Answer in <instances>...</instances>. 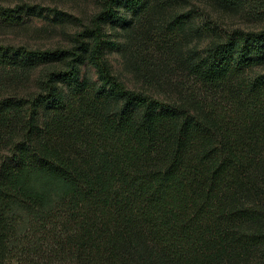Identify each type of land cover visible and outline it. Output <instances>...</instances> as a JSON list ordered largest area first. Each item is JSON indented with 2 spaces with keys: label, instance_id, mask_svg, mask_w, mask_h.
<instances>
[{
  "label": "trees",
  "instance_id": "trees-1",
  "mask_svg": "<svg viewBox=\"0 0 264 264\" xmlns=\"http://www.w3.org/2000/svg\"><path fill=\"white\" fill-rule=\"evenodd\" d=\"M158 2L96 0L65 46L0 42V264H264V26L197 48ZM127 42L140 86L106 55Z\"/></svg>",
  "mask_w": 264,
  "mask_h": 264
},
{
  "label": "rangeland",
  "instance_id": "rangeland-1",
  "mask_svg": "<svg viewBox=\"0 0 264 264\" xmlns=\"http://www.w3.org/2000/svg\"><path fill=\"white\" fill-rule=\"evenodd\" d=\"M21 2L41 4L44 14L26 16L25 23L21 26H9L0 20L1 43L24 44L33 48L65 46L68 44L67 35L75 31L81 22L86 23L98 9L96 0H0V4L9 6ZM51 9L65 14L67 20L58 21ZM177 13L185 15V22L190 25L185 42H189V46L197 48L204 47L209 42L210 35L206 28L212 33H216L234 28L260 29L264 26V0H253L252 3L250 2L242 8H225L217 0H159L154 7L152 19L154 23H161ZM195 27L205 29L202 28L198 34ZM106 29L118 40L127 41L125 30L121 28V25H106ZM137 35L138 33H136ZM135 44L140 46L139 39H135ZM131 45V42H127L129 48L127 53L115 49L108 51L106 55L118 76L128 86L135 87L140 86V82L129 70ZM158 60L160 58L157 59L154 54L149 58L150 63L155 62V67L160 65ZM86 72L95 77L92 67H86Z\"/></svg>",
  "mask_w": 264,
  "mask_h": 264
}]
</instances>
